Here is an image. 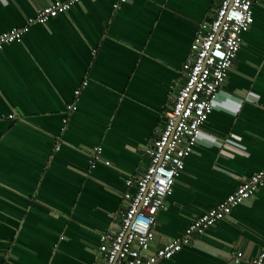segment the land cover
<instances>
[{
  "label": "crops",
  "instance_id": "0c3cea01",
  "mask_svg": "<svg viewBox=\"0 0 264 264\" xmlns=\"http://www.w3.org/2000/svg\"><path fill=\"white\" fill-rule=\"evenodd\" d=\"M53 1L0 0V34ZM116 1L80 0L0 50V264L101 263L126 181L149 166L197 30L218 4L127 0L114 9ZM222 88L229 107L208 116L156 217L153 250L264 168V0ZM262 250L264 186L162 264H249Z\"/></svg>",
  "mask_w": 264,
  "mask_h": 264
},
{
  "label": "built area",
  "instance_id": "2783aa9c",
  "mask_svg": "<svg viewBox=\"0 0 264 264\" xmlns=\"http://www.w3.org/2000/svg\"><path fill=\"white\" fill-rule=\"evenodd\" d=\"M79 1L55 0L40 8L24 25L0 34V50L22 40L34 23L47 24L51 18L67 12ZM126 1L117 0L114 9L121 8ZM259 1L218 0L214 16L200 24L185 63L186 81L174 93V101L166 110V121L147 148L150 164L142 174L127 179L126 207L122 211L121 223L117 230L102 235L100 264H162L163 260L172 258L194 237L204 234L264 186L263 168L226 199L194 219L181 236L152 249L156 217L166 207L167 198L174 193L176 181L185 171L186 158L206 133L204 128L208 116L220 103L222 107H229L225 101H231V96L224 93L222 87L240 51L242 34L254 22V6ZM87 84L86 81L83 85ZM80 94L81 88L75 90L77 99ZM67 108L73 112L77 105L69 104ZM102 153V146L93 148V167L102 160ZM106 164L110 162L106 161ZM233 256L238 263L244 254L237 251ZM249 264H264V250Z\"/></svg>",
  "mask_w": 264,
  "mask_h": 264
}]
</instances>
